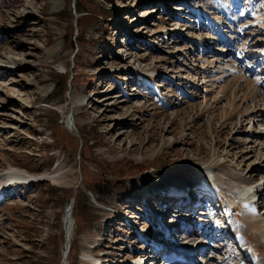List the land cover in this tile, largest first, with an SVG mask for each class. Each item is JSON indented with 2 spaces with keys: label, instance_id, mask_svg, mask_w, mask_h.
Segmentation results:
<instances>
[{
  "label": "rangeland",
  "instance_id": "rangeland-1",
  "mask_svg": "<svg viewBox=\"0 0 264 264\" xmlns=\"http://www.w3.org/2000/svg\"><path fill=\"white\" fill-rule=\"evenodd\" d=\"M226 2L0 0V172L13 166L34 175L0 187V264H61L72 197L67 264H90L83 258L89 251L95 264H138L131 263L138 251L169 240L182 248L185 263L264 264V241L242 210H229L215 185L199 192L208 123L217 129L213 136L233 140L235 155L252 148L245 138L258 130L245 118L236 133L234 114L222 131L227 98L216 103L215 91L207 95L190 69L191 58L205 50L235 58L224 40L251 19L237 18L252 8L264 13V0H232L231 8ZM208 34L214 38L206 47ZM72 110L77 129L66 125ZM215 151L214 172L224 185L242 168L232 157L224 160L222 146ZM254 157L243 166L258 163ZM53 169L59 182L40 178ZM251 171L235 181L263 180L264 165ZM194 195H201L198 205ZM263 205L264 199L254 211ZM178 206L195 213L184 233L178 229L184 221L176 224L172 215ZM156 257L155 264L169 263Z\"/></svg>",
  "mask_w": 264,
  "mask_h": 264
},
{
  "label": "bare ground",
  "instance_id": "bare-ground-1",
  "mask_svg": "<svg viewBox=\"0 0 264 264\" xmlns=\"http://www.w3.org/2000/svg\"><path fill=\"white\" fill-rule=\"evenodd\" d=\"M231 2L232 0H227L226 2L230 8H231ZM249 16L251 18L249 21H245L244 23H242L239 29H234L232 31L233 34H231L232 36H228L224 40L225 41L224 43L226 45L232 46L231 48L236 49L235 58H232V60H229V59L224 60V58L221 57L222 54H220L222 53V50H220V52L218 53H212L211 50H205L201 56L198 55L195 58H191L193 61L191 62L192 65L190 69H194L195 74H197V76H195L197 79L196 84L198 85L201 84V86L204 87L205 91L207 92V95H210L213 91H215L216 95H220L218 97L216 95H213L211 97V99L213 97L216 98V103L218 100H220L219 98L221 96L227 98L226 102H227L228 112H227V115L224 114L221 116L223 117V121H222L223 123L222 125H219L221 130L223 131L224 129H226V126H227L226 123L231 120V117L234 114H235V123H236L235 127L237 128L236 133L243 132V127L245 126V124H242V122L245 120V118H248L246 124L253 125L258 128V130H256L254 133H251V134L249 133L251 135V138L249 137L245 138V140L249 139L248 141L252 140L254 142L252 145V148L250 150L249 149L248 150L239 149L241 150L239 152V155H235L233 154V148H235L236 145L234 146L233 140H230L229 142H225L226 140L221 141L219 137L213 136L214 132L217 133L216 131L217 129L215 125H209L208 123L207 128H206V131H207L206 135L210 137V143L207 146L206 144L207 142H206L205 143L206 145L204 146V150L206 152L205 155L208 161H204L206 166L199 167L197 170L198 178L200 179V183H199L201 186L200 188L202 189V186H203L205 189H202V190L199 189L200 191L199 190L198 191L200 192V194L204 193L203 190L207 189L204 184H206V186L209 185L207 182L210 179H212L214 185L221 191V193L225 195V203H226L227 208L229 210H232L234 214L236 210L240 211L241 209L243 213V217H244V223L264 241V205L262 206V209L260 211L255 212L254 209H255L257 202L259 203L261 202V200L259 201V196L255 198L254 200L255 202H252L253 196L257 195L255 193H251L252 190H255L256 184H253L252 180L248 182L241 181L240 183H237L235 181V178L243 177L244 172L248 170L255 171V169H257L258 167H263L264 165L261 163L264 161V13L262 14L260 12V8L259 9L252 8L251 11L247 13H242L237 18V20L238 22H240L244 20L245 18H249ZM242 27H244L245 29L247 28L248 31L244 32ZM244 34L246 35L245 37H243ZM238 37H242L240 41H237L238 43H235L234 41H230L232 39L238 40ZM207 38H208V41H207L208 43H206V47L210 45V43H212L210 42V39L214 38V36L209 35V37ZM253 38H255L254 41H252ZM195 39H198V38L195 37ZM190 44H195V43L192 42ZM188 49H191V46H188ZM189 54H191V52H189ZM190 56H193V55H190ZM241 63L242 64L244 63L245 65L244 69L241 66ZM155 69L156 68L153 66L151 70H149L148 72L151 73L152 75L155 72ZM156 76L159 77L158 74ZM78 97L76 96L72 97L71 104L74 106L75 109H79L80 106L82 105L81 100ZM77 123H79V120H77L76 117H74V111L72 110L71 115L66 117V125L67 127H70L71 125H73L77 129ZM249 127L251 128V126ZM257 139L261 140V143H258V145L255 142V140ZM217 146L219 147L222 146L223 150H225V153L223 156L224 160L226 156L232 157L234 159V162H237V166L239 165V168L240 169L242 168V170L238 172L237 174H232L231 175L232 179H227L228 180L227 184H224V185L221 182L220 177L215 175V172H214V168L217 166L216 164L217 161L215 159L219 158L218 153L215 151V147ZM252 152L255 154L254 158L258 160V163L254 164L253 162L252 164H248L244 167L243 161L246 160V157ZM137 160H140V159L137 158ZM252 171L250 174H252ZM41 175H45V177H40L43 179L44 178L49 179L53 182L60 181V173L55 169L49 172L42 173ZM33 177L34 175H31L17 168H14L13 166H9L6 169H4L2 172H0V187L1 186L4 187L6 186V184L7 185L9 184L10 185L9 187L11 188L14 186L13 184H20V183L30 181L33 179ZM260 178L264 179V173L261 175ZM199 197H201V195L200 196L194 195L193 205L199 204L198 203L199 201L197 200ZM191 199H189L188 201H191ZM69 205H70V208H67V212L65 213L64 218H63L66 237H67V245L66 247H64L62 264H67V256H68L69 249H70L71 233H73L72 229L74 228L73 219H72V208L74 205V201H72L71 204L69 203L67 204V206ZM180 207L181 206H178V208ZM174 211L175 213L173 214L175 216L179 215L181 217L188 216V217L194 218L192 214H195V213H189L190 210L185 212L184 210L174 209ZM164 213H166V211H164ZM183 220H184L183 225L178 226L179 227L178 229H181L182 233H184L187 230H191L190 228L185 229L186 219H183ZM178 223H179V220L176 219V224ZM231 225H232L231 227L232 232L236 233V226L233 223V221ZM172 228L177 229V227L175 226L167 229L168 232L165 233L166 236L169 234V231ZM215 233L219 238L222 236V234H219L217 232ZM157 235L159 236L160 234H157ZM187 237L188 236H184V234H181L180 241L184 239L187 240L186 239ZM167 245L164 244V247H162L159 244H155L154 246L149 247V249L147 248L146 250L138 251V253L133 258V261H131V263L137 262L138 264H143V263L144 264H147V263L155 264L156 261L154 262L152 261V259L154 258L153 256L159 255L160 251L162 250L166 253L164 256L168 257L169 259L171 258L172 255L176 256L179 254L180 256L177 260H175L177 262H171V260L165 259V261L169 262L168 264H195L193 261L192 262L189 261V263L184 262V259L186 260V258L182 256L183 253L180 252L182 248L177 246V242L175 243L172 241L171 243ZM173 245H175L176 249L172 247ZM242 245L243 247L247 246V244H243V243ZM188 246L189 247H187V249L191 250L192 249L191 246L190 245ZM91 252L89 251V252L84 253L83 258L87 263L95 264L98 258H96L95 255H92ZM210 257L213 258L215 257V255L212 254ZM192 258H195V257L192 256ZM190 260H191V256H190ZM161 263L163 264L164 262H161Z\"/></svg>",
  "mask_w": 264,
  "mask_h": 264
},
{
  "label": "water",
  "instance_id": "water-1",
  "mask_svg": "<svg viewBox=\"0 0 264 264\" xmlns=\"http://www.w3.org/2000/svg\"><path fill=\"white\" fill-rule=\"evenodd\" d=\"M68 116H70V114H69ZM68 116H67V117H68ZM70 127H71V128H74L73 125H71ZM72 201H73V197L71 198L69 204H71ZM67 208H70V205L66 207V209H65V213L67 212ZM65 213H64V215H65ZM63 218H64V217H63ZM63 230H64V238H65V244H64V247H66V245H67V237H66V232H65L64 219H63ZM62 261H63V255H62L61 264H62Z\"/></svg>",
  "mask_w": 264,
  "mask_h": 264
},
{
  "label": "trees",
  "instance_id": "trees-1",
  "mask_svg": "<svg viewBox=\"0 0 264 264\" xmlns=\"http://www.w3.org/2000/svg\"><path fill=\"white\" fill-rule=\"evenodd\" d=\"M108 174H106V173H104V172H101V175L100 176H102L103 177V181L104 182H111V180L110 179H108V178H106L105 176H107ZM100 192H102V191H100Z\"/></svg>",
  "mask_w": 264,
  "mask_h": 264
}]
</instances>
